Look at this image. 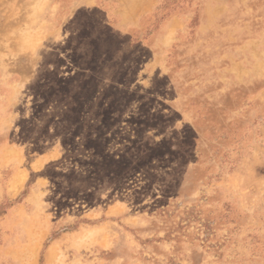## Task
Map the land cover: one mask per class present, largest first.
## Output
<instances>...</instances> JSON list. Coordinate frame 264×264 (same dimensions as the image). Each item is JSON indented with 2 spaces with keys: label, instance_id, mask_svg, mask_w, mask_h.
Returning a JSON list of instances; mask_svg holds the SVG:
<instances>
[{
  "label": "rangeland",
  "instance_id": "1",
  "mask_svg": "<svg viewBox=\"0 0 264 264\" xmlns=\"http://www.w3.org/2000/svg\"><path fill=\"white\" fill-rule=\"evenodd\" d=\"M0 264H264V0H0Z\"/></svg>",
  "mask_w": 264,
  "mask_h": 264
}]
</instances>
